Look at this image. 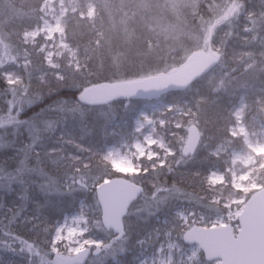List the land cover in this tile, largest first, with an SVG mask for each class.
<instances>
[{
	"label": "trees",
	"instance_id": "obj_1",
	"mask_svg": "<svg viewBox=\"0 0 264 264\" xmlns=\"http://www.w3.org/2000/svg\"><path fill=\"white\" fill-rule=\"evenodd\" d=\"M42 1L0 0V112L4 108L1 107L2 100L8 98L10 88L4 74L15 71L19 73L20 86L25 91L30 94L38 93L41 96V101L28 108L24 115L29 116L42 109L46 111L44 116L50 121V125L42 126V130L45 131L42 134L30 135L28 132V135L22 130L13 142L14 145L16 144L15 149L0 151V164L5 170H8L6 166L17 168L20 158L22 155L25 156L17 153L21 151L20 147H33L27 159L32 168L27 174L35 172L51 182L48 187L43 188V192L40 190L32 197V205L29 202L18 214L15 213L18 205L14 203L18 193L11 191L7 195L0 196L2 203L0 232L8 234L9 238L25 247H31L32 250L35 248L42 257L46 256L50 260L48 246L55 225L65 215L76 212L79 204L83 203L88 209L85 213L90 225L87 236L96 234V237L103 240V245L115 247L111 256L96 264H137L139 242L146 239L150 242L155 235L158 234L160 237L168 228L180 237V244L183 245L181 236L186 227L175 216L176 205L183 203V194L193 193L195 198L207 194L205 181L209 170L225 168L224 160L215 158L209 154V150L216 143L230 138L228 125L231 123L228 120L224 121L223 118L228 117V113L236 107L239 99H244L248 105H253L256 100L264 98V74L247 78L237 70L230 73L231 77L234 76L233 79L227 80L228 77L221 76L219 80L221 79L222 83L215 81L209 83L206 78L209 72L184 92L165 95L164 98L172 100V104L180 105L181 102H185L192 107L191 111L180 109L186 114H195L201 120V128L204 123H208L209 126L202 128L203 133L205 132L202 138L207 136L206 146L199 144L196 153L190 157L183 155L177 159L176 155L179 153L171 156L174 158L171 166L168 164L169 161L159 166L155 159L142 161L141 166L145 173L128 177L113 170L100 154L112 141L109 131L114 124L125 122L131 128L132 116L136 114L132 109L138 101L131 100V105L127 107L124 106L123 100H115L108 105L88 106L77 99V94L90 85L135 80L180 65L184 61L177 59L182 58L181 52L188 50L190 44L188 41L179 43L176 48L171 41H160L163 36L148 28L152 24L148 26L143 12L136 18H127L122 23L117 21V18L122 14L125 15L130 7L118 1L113 4L112 0H95L97 13L92 21L80 19L77 13L68 16L69 23L66 30L68 42L82 60V66L77 69L63 66L57 71L60 80L56 79L52 83L54 76L48 75L50 68L39 53V44L32 46L22 40L23 32L39 24L38 9ZM211 2L212 0H206L204 4L192 6V9L188 8L187 15L192 19L205 17ZM239 2L245 15L255 11L261 22H264V1L239 0ZM162 5L167 4L160 0V6ZM114 6H118V10H112ZM125 23L127 28H124ZM235 33L240 38L247 37L242 27L231 33L226 29L220 31L219 39L226 40V43H220L219 52L222 58L218 66L224 63L228 50L234 52L238 46L240 47L238 40L234 38ZM249 47L254 53L259 51V48ZM14 57L16 60L13 65L6 62V58ZM173 59L175 61H172ZM161 64L163 67H160ZM39 78L42 80L47 78L43 90L37 89ZM241 81L245 85H241ZM194 86L197 87L192 89ZM190 89L194 93L190 92ZM59 100L65 103L76 101L82 114L70 117L69 114L62 115L54 111L49 113L48 110L55 105L52 103ZM198 101L202 106L200 108H196L195 105ZM191 159L196 160L188 162ZM177 160L180 163L176 165ZM170 167L172 171H168ZM114 177L131 179L142 187L140 197L132 203L123 218V237H118L101 225L100 209L94 193L99 183L106 178ZM34 183L39 184V182ZM153 191H156L155 195ZM197 202L198 209L209 212L204 198L198 199ZM114 239L121 244L118 248ZM5 241L9 243L8 239ZM102 249L99 257L105 254L106 249ZM201 259L204 261L203 257ZM35 260L36 257L33 261ZM11 264L28 263L26 257L16 255L12 257Z\"/></svg>",
	"mask_w": 264,
	"mask_h": 264
},
{
	"label": "rangeland",
	"instance_id": "obj_2",
	"mask_svg": "<svg viewBox=\"0 0 264 264\" xmlns=\"http://www.w3.org/2000/svg\"><path fill=\"white\" fill-rule=\"evenodd\" d=\"M94 1L43 0L38 9L39 24L23 32L22 40L25 43L32 46L39 44V53L50 68L48 75L54 76L52 83L56 79L60 80V74L57 71H60L63 66L73 67V69L82 66V60L68 42L66 34L68 16L77 13L80 19L92 21L97 13ZM116 1L130 7L125 15L122 14L117 18V21L124 23L127 18H136L143 12L148 26L152 24L148 28L163 36V39H159L160 41H171L176 48L179 43L183 44L188 41L190 46L188 50L181 52L182 58L177 59L179 61H184L190 52L197 49L220 51V43H226V40L219 39L220 31L226 29L231 33L242 27L247 37L240 38L235 33L234 38L238 40L240 47L238 46L234 52L231 51L232 53L227 51L224 63L208 74L207 81L209 83L221 82L222 80H219L221 76L228 77L227 80H229L234 77H231L230 73L237 70H240L247 78L264 74V22H261L255 11H250L245 15L241 10L239 0H212L207 7L205 17L200 16L196 19L187 15L188 8L192 9V6L204 4L206 0H162L167 4L162 7L160 0H112V3ZM255 1L263 2L264 0ZM181 6L183 7L180 8ZM159 7H161L160 10ZM112 10H118V6H114ZM126 25L127 23L124 28H127ZM249 46L259 48V51L254 53ZM15 60V57L6 58V62L12 65ZM160 67H163V64ZM4 78L10 88L8 98L2 100L1 103L3 104L1 107L4 108L0 112V151L15 149L16 144L14 145L13 142L22 130L27 134L29 132L30 135L42 134L45 132L42 126L45 127L50 122L49 118L44 116L46 111L42 109L29 116L24 115L28 108L41 101V96L38 93L30 94L20 86L21 79L18 72L5 73ZM46 79L39 78L37 89L43 90L46 87ZM241 85L245 83L241 81ZM192 89L190 92H193ZM199 101L195 104L196 108L202 107ZM171 102L172 100L162 97L150 101L140 100L135 105L132 103L135 107L132 110L136 111V114L132 116L131 128L125 122L114 124L109 131L112 141L102 150L101 158L113 170L130 177L145 173L141 166L142 161L155 159L158 161V166L169 161L168 164L171 166L174 159L171 156L179 153L176 155L177 159L182 157L187 141V129L191 126L197 127L200 145L206 146L205 137L207 136L202 138L205 133L202 128L209 126L208 123H204L201 128V120L195 114H186L180 109L191 111L192 107L185 102H181L180 105ZM52 104L55 105L48 110L49 113L54 111L62 115L69 114L70 117L82 114L76 101L71 100L65 103L59 100ZM123 104L127 107L131 105V100ZM263 112L264 98L256 100L253 105H248L244 99H239L236 107L228 113V117L223 118L224 121L228 120L231 123L228 125L230 138L224 139L221 143L215 142L209 154L224 160L225 168L209 170L205 181L208 192L204 196L195 198L193 193L183 194V203L176 205L175 210V216L182 225L185 227L192 225L219 227L230 224L233 232H236L237 217L246 200L254 192L260 190L264 183V168H261L258 163L245 165L242 159H237V157L255 156V149L264 148ZM20 149L21 151L17 153L25 156L22 155L17 168L6 166L8 170H5L0 164V196L7 195L11 191L18 193L14 199V203L18 205L16 214L21 213V209L29 202L32 205V197L36 196L40 190L43 192V188L51 183L46 181L41 174L35 172L27 174L32 168L27 159L33 147L23 146ZM256 159L259 161L262 158L256 156ZM195 160L191 159L188 162ZM176 162V165L180 163L179 160ZM171 169L172 167L168 171H172ZM34 182H39V184L36 185ZM155 193L156 191H153L154 195ZM203 198L208 204V213L197 208V200ZM190 202L192 204H188ZM87 210V206L80 203L76 212L65 215L55 225L51 243L48 246L50 260L46 256L42 257L35 248L32 250L31 247H25L9 238L8 234L0 232V264H11L12 257L16 255L26 257L28 264H54L52 262L54 255L72 257L88 247L105 248L106 251L103 257L90 258L86 264H96L111 256L115 248L113 245H103V240L96 237V234L87 236L90 232L85 213ZM6 239L9 243L5 241ZM116 239L114 241L118 248L121 244ZM158 239L160 240L157 241ZM78 249L80 251H77ZM34 257L37 260L33 261ZM136 261L137 264H206L201 260L198 247L181 246L180 237L172 233L171 228L165 230L160 237L158 234L155 235L150 242L147 239L140 241ZM210 263L217 264L218 262Z\"/></svg>",
	"mask_w": 264,
	"mask_h": 264
},
{
	"label": "water",
	"instance_id": "obj_3",
	"mask_svg": "<svg viewBox=\"0 0 264 264\" xmlns=\"http://www.w3.org/2000/svg\"><path fill=\"white\" fill-rule=\"evenodd\" d=\"M221 55L214 50H195L185 62L165 72L131 81L100 83L82 89L77 98L88 105L108 104L121 99L158 98L167 92L184 91L189 85L215 67ZM199 144L195 126L188 129L185 156L193 155ZM142 188L121 177L107 179L95 190L102 225L119 237L124 235L122 219L130 205L138 199ZM236 237L231 226L214 228L191 226L182 235L186 245H197L208 261L219 264H264V187L246 201L237 219ZM102 249L85 248L72 257L54 255L55 264H85L89 256L97 257Z\"/></svg>",
	"mask_w": 264,
	"mask_h": 264
},
{
	"label": "snow or ice",
	"instance_id": "obj_4",
	"mask_svg": "<svg viewBox=\"0 0 264 264\" xmlns=\"http://www.w3.org/2000/svg\"><path fill=\"white\" fill-rule=\"evenodd\" d=\"M255 156L249 155L248 157H237V159H242L245 165H249L252 163H258L261 168H264V148L255 149ZM256 156L261 157L259 161H257ZM77 251H80L79 249Z\"/></svg>",
	"mask_w": 264,
	"mask_h": 264
}]
</instances>
